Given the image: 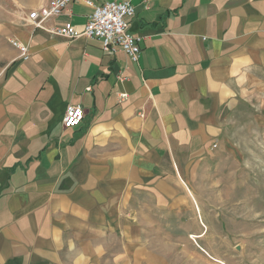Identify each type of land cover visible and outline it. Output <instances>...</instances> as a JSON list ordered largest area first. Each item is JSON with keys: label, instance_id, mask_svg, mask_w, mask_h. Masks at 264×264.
<instances>
[{"label": "crops", "instance_id": "obj_1", "mask_svg": "<svg viewBox=\"0 0 264 264\" xmlns=\"http://www.w3.org/2000/svg\"><path fill=\"white\" fill-rule=\"evenodd\" d=\"M88 1L134 7L137 62L46 31L82 30L91 9L81 1L36 28L21 11L48 0H23L0 27L3 41L28 49L23 60L4 42L0 69V264H218L152 230L184 218L179 204L195 202L197 159L226 109L263 83L264 0ZM68 105L84 111L74 129L62 125ZM152 202L154 229L151 209L136 206ZM191 228L201 240L204 229Z\"/></svg>", "mask_w": 264, "mask_h": 264}, {"label": "rangeland", "instance_id": "obj_2", "mask_svg": "<svg viewBox=\"0 0 264 264\" xmlns=\"http://www.w3.org/2000/svg\"><path fill=\"white\" fill-rule=\"evenodd\" d=\"M20 2L23 0H0V27ZM21 12L28 15L31 11ZM4 42L9 45L0 37V69L7 50ZM197 161L195 187L190 189L196 203L190 198L188 204L180 203L184 218L161 221L166 233L159 236L152 230V239L183 252L189 250V243H197L218 264H264V78L226 109L208 153ZM136 206L138 211L143 207L147 211V206L151 209L148 222L154 229L159 222L158 205ZM175 206L168 205L167 210L174 213ZM196 225L204 229L201 240L187 235Z\"/></svg>", "mask_w": 264, "mask_h": 264}, {"label": "built area", "instance_id": "obj_3", "mask_svg": "<svg viewBox=\"0 0 264 264\" xmlns=\"http://www.w3.org/2000/svg\"><path fill=\"white\" fill-rule=\"evenodd\" d=\"M75 1L85 3L91 9L87 22L82 30H77L72 24L65 23L60 27H49V34L67 39H95L100 41L101 49L105 53L121 52L132 62H137L140 55V38L129 33V20L135 15V9L129 2L111 1L95 5L88 0H48L37 10L28 14V20L36 27L41 28L47 19L58 17ZM23 60L28 59V49L16 40H10ZM127 95H119V101H125ZM84 111L78 105H68L65 110L62 125L64 129H74L83 120Z\"/></svg>", "mask_w": 264, "mask_h": 264}]
</instances>
